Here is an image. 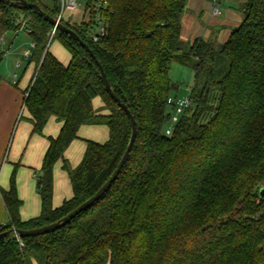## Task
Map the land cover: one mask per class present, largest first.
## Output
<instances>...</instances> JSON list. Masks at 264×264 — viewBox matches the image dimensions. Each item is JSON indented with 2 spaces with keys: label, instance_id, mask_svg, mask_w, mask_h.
<instances>
[{
  "label": "trees",
  "instance_id": "trees-1",
  "mask_svg": "<svg viewBox=\"0 0 264 264\" xmlns=\"http://www.w3.org/2000/svg\"><path fill=\"white\" fill-rule=\"evenodd\" d=\"M27 1L60 15L59 0ZM188 1L87 0L89 21L61 17L89 44L133 113L136 140L99 200L54 231L1 239L0 264H264V0H244L241 23L224 42L198 36L186 45ZM97 17L106 32L94 41ZM0 26H25L34 43L24 99L32 132L42 134L51 118L62 123L35 171L40 214L21 219L15 167L3 192L9 221L1 233L50 224L95 194L122 158L132 127L79 42L59 30L51 37L53 26L19 5L0 2ZM56 37L70 51L67 64L50 51ZM174 63L192 67L195 82L191 105L167 134ZM86 125L107 126L109 137L86 139L83 158L72 167L65 152ZM59 159L73 194L55 207Z\"/></svg>",
  "mask_w": 264,
  "mask_h": 264
},
{
  "label": "crops",
  "instance_id": "crops-1",
  "mask_svg": "<svg viewBox=\"0 0 264 264\" xmlns=\"http://www.w3.org/2000/svg\"><path fill=\"white\" fill-rule=\"evenodd\" d=\"M202 4L203 0L188 1L187 9L182 17L183 40L192 41L194 38L199 36L198 28L200 24L198 23L199 20L197 19V17L200 18V16L202 17L203 15L204 9L202 7ZM236 18L237 20H227V22H224L222 25H224L225 23L226 25H239L241 23L242 16L240 15ZM193 23L195 26H192L191 32L189 33V27ZM225 29L227 33H225L226 31L223 32L221 37L223 41H225L230 34V28ZM8 31H14L15 38L20 35L22 29L15 31L12 29H3L0 26V41L4 40V34L9 33ZM208 31L210 38L213 31H211L210 29ZM14 33L9 36L7 42H9L10 39L11 42H13L12 36L14 35ZM26 35H29L30 37L28 31ZM22 40V42L26 44V39L24 37H22ZM28 49L30 48L25 47L22 50V55L25 58H29L25 55V51ZM30 50L32 51V49ZM17 66H21V62L18 61ZM34 69L35 67L31 69L29 79H27L24 74L19 75L17 72H14L13 75L0 73V225L6 224L9 221V213L6 203L3 199V192L10 188L11 175L15 167L17 169L15 176L16 192L21 202L19 208L21 219L28 220L40 214L41 199L37 191L35 171L37 170V168H41L44 153L49 145L48 138L56 137L59 134L62 126V123L58 121L56 123V128L49 131L47 135L44 134V137L39 136L38 133L32 132L33 125L31 121L28 120L30 114L25 108L24 99L25 90L29 85ZM94 100L95 98L93 99V104ZM94 107H96L95 104ZM52 119L53 118H51L50 120ZM45 128L43 132H45ZM57 202L58 201L56 194H54L53 205L55 207L60 206V203Z\"/></svg>",
  "mask_w": 264,
  "mask_h": 264
},
{
  "label": "rangeland",
  "instance_id": "rangeland-1",
  "mask_svg": "<svg viewBox=\"0 0 264 264\" xmlns=\"http://www.w3.org/2000/svg\"><path fill=\"white\" fill-rule=\"evenodd\" d=\"M44 1L48 6L53 5V0ZM77 3L78 6L74 10L65 9L63 11V18L65 20H70L72 23L75 24H81L84 20L85 22L89 21V18L91 16L89 11L86 10L87 0H77ZM243 4L244 0H203V15L202 17L200 16V18L197 17V19L199 20L198 23L200 24L198 28L199 36H202L205 39H213L218 42H224L221 37L223 32L226 31L225 28H230L231 32V30L237 25H226V23L224 25L222 24L224 22H227V20H237V16L241 15L243 17ZM215 9H218L217 14H215L214 12ZM192 26H195L194 23L189 27V33L191 32ZM99 27V20L96 19V21L93 22V28L91 32L95 33L99 30ZM22 28L23 29L20 32V35L17 36L18 38H14V31H8L9 33L4 34V40L0 41V73L13 75L14 72H17L19 75L24 74V76L29 79V74H31V69L35 67V63L31 62V58H25L22 55V50L25 47L33 50V46L31 38L29 37V35H26L27 28L25 26H23ZM209 29L213 31L212 36H210V38L208 34ZM13 33V42H11V39L9 40V42H7L9 36ZM225 33H227V31ZM52 36L53 35H51V37ZM22 37L26 39V44L22 42ZM184 42L187 45V40H184ZM49 48L50 51L64 63L69 62L71 58L70 51L59 38H52ZM18 61L21 62V66H17ZM170 77L177 86L172 90V98H175L179 102L185 101L187 98H189L191 96L195 82L194 69L189 66L174 63L170 71ZM94 104L96 107H100L102 105L101 98H95ZM168 111L173 115H178V118L182 117L184 113L183 111L182 113L178 114L171 106L168 107ZM57 122L58 121L55 118L50 120L45 128V132L38 135L43 137L47 135L49 131L54 130L56 128ZM167 126L169 128L172 127L170 121H168ZM108 137V128L105 125H86L81 128L80 137L74 142H72V144L65 152L64 158L68 160L72 167H76L83 158L86 139H92L98 142H105L108 140ZM39 170L40 168H37L36 171L39 172ZM54 194H56L58 201L57 203H60V205L61 203H63L65 198H69L72 196L71 184L69 182L67 172L63 169V159H59L54 167Z\"/></svg>",
  "mask_w": 264,
  "mask_h": 264
},
{
  "label": "water",
  "instance_id": "water-1",
  "mask_svg": "<svg viewBox=\"0 0 264 264\" xmlns=\"http://www.w3.org/2000/svg\"><path fill=\"white\" fill-rule=\"evenodd\" d=\"M0 2L4 4H13V5H19L23 7H28L32 9L34 12H36L40 17L47 20L53 27H56L57 30H59L62 33L67 34L69 37L73 38L77 42H79L82 47L89 53V55L92 57V59L95 61L99 68L100 78L105 86V89L110 94V96L121 106V108L125 111L127 116L129 117L131 127H132V133L131 137L128 143V146L120 159L117 167L111 174V176L108 178V180L93 194L90 198H88L86 201L81 203L79 206L74 208L72 211H70L68 214H66L64 217L60 218L59 220H56L50 224L37 227V228H31V229H10L4 232L0 233V240L3 238H6L10 235H18L19 238L24 237H32V236H38L41 234H45L51 231H54L56 229H59L66 224H68L73 218H75L79 213L86 210L90 206H92L97 200H99L112 186L113 182L117 179V177L122 172L125 164L128 161L130 152L133 148L134 142L136 140L137 135V122L133 115V113L130 111L128 106L120 99V97L117 96L116 92L114 91L111 82L109 81L106 72L104 70V67L101 63V61L97 58L89 44L84 41L81 36L72 28L65 25L63 22H61V19L54 18L50 14L46 13L39 4L30 2L27 0H0ZM260 195H264V187L260 189Z\"/></svg>",
  "mask_w": 264,
  "mask_h": 264
},
{
  "label": "built area",
  "instance_id": "built-area-1",
  "mask_svg": "<svg viewBox=\"0 0 264 264\" xmlns=\"http://www.w3.org/2000/svg\"><path fill=\"white\" fill-rule=\"evenodd\" d=\"M59 1H60V5H61V12H60V15L58 16L59 19H61L62 14H63V11L65 9L74 10L78 6L77 0H59ZM214 12H215V14H217L218 13V9H215ZM96 19H98V17ZM99 23H100L99 30L96 31L93 34V40L94 41H97L106 32V28H105L104 24L102 22H100V21H99ZM21 29H23V28H21ZM56 30H57L56 27H53L52 35L55 34ZM32 46H34V43L33 42H32ZM30 54H31V50L30 49H28V50L25 51V55L27 57H29ZM168 104L173 105V109L178 114H180V113H182L185 110V108H187V107H189L191 105V101H190L189 98H187L185 101L179 102L175 98L170 97L168 99ZM178 119H179L178 118V115H173L172 114L171 119H170V122H171V126L172 127L178 121ZM170 132H171V128H167L166 133L169 134ZM14 237L17 238V240H19V241L21 239V238L18 237V235H15ZM21 244L23 245V243H21Z\"/></svg>",
  "mask_w": 264,
  "mask_h": 264
}]
</instances>
